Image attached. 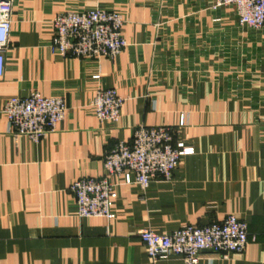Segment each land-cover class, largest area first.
Wrapping results in <instances>:
<instances>
[{"label":"crops","instance_id":"0c3cea01","mask_svg":"<svg viewBox=\"0 0 264 264\" xmlns=\"http://www.w3.org/2000/svg\"><path fill=\"white\" fill-rule=\"evenodd\" d=\"M217 0H14L0 78V264H184L153 262L140 232L167 235L235 215L248 226L243 253L204 252L199 264H264V28L240 23ZM95 8L123 14L128 43L115 59H65L50 50L52 20ZM101 79H93L95 75ZM98 88L126 99L120 121L100 122ZM33 92L65 100L54 133L16 137L3 113ZM189 126L179 139L194 155L170 181L146 191L114 177L115 219L80 218L71 184L102 178L104 158L135 128Z\"/></svg>","mask_w":264,"mask_h":264},{"label":"built area","instance_id":"2783aa9c","mask_svg":"<svg viewBox=\"0 0 264 264\" xmlns=\"http://www.w3.org/2000/svg\"><path fill=\"white\" fill-rule=\"evenodd\" d=\"M221 6L234 7L242 25L255 30L264 28V0H217L215 8ZM13 12L14 0H0V78L10 45ZM124 23L121 12L105 8L61 12L52 20L50 50L65 59H115L128 46L123 36ZM93 79L99 81L101 75ZM125 101L115 89L98 88L91 106L100 122L116 124ZM3 113L12 134L26 136L37 144L65 120L67 106L63 98L33 92L25 98H9ZM188 126L189 118L183 114L178 127L135 128L130 143L120 142L106 153L102 178L79 179L71 184L78 217L103 218L107 222L115 219L114 177L122 178L126 185H138L142 191L156 179L170 181L181 159L195 154L193 147L179 139L180 130ZM140 239L155 263L177 257L184 264H199L204 252L224 259L243 253L249 244V232L245 222L230 215L221 223L187 225L167 235L144 229Z\"/></svg>","mask_w":264,"mask_h":264}]
</instances>
